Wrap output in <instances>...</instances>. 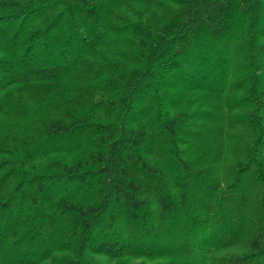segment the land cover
I'll list each match as a JSON object with an SVG mask.
<instances>
[{
	"label": "trees",
	"instance_id": "trees-1",
	"mask_svg": "<svg viewBox=\"0 0 264 264\" xmlns=\"http://www.w3.org/2000/svg\"><path fill=\"white\" fill-rule=\"evenodd\" d=\"M0 264H264V0H0Z\"/></svg>",
	"mask_w": 264,
	"mask_h": 264
},
{
	"label": "rangeland",
	"instance_id": "rangeland-1",
	"mask_svg": "<svg viewBox=\"0 0 264 264\" xmlns=\"http://www.w3.org/2000/svg\"><path fill=\"white\" fill-rule=\"evenodd\" d=\"M220 111H215L212 112V120L211 122H208L207 127H205L206 129L204 130L205 133V137H208V142L212 143L214 146V148L212 149H216V151L218 152L219 150L221 152H219V158L221 159V170L222 171H226L228 166L230 165L231 159H232V150H230L231 148H234L236 146V140H224L222 137H219V133H218V129H222L221 125V116H220ZM242 129V124L238 123V124H234L231 127V132H239ZM205 138V139H206ZM200 140L198 141V143L200 144ZM222 149V150H221ZM209 152H211V149L208 150ZM208 156H211V153L208 154Z\"/></svg>",
	"mask_w": 264,
	"mask_h": 264
}]
</instances>
